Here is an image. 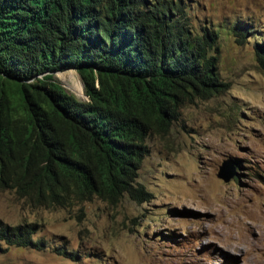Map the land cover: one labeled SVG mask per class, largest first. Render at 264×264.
<instances>
[{
  "label": "trees",
  "instance_id": "16d2710c",
  "mask_svg": "<svg viewBox=\"0 0 264 264\" xmlns=\"http://www.w3.org/2000/svg\"><path fill=\"white\" fill-rule=\"evenodd\" d=\"M249 26L226 29L242 45L254 35ZM219 34L190 23L180 0H0V190L33 207L150 201L137 183L147 139L229 88L218 71ZM254 42L264 72V42ZM68 70L86 100L54 80ZM38 232L37 223L0 221V252L46 248Z\"/></svg>",
  "mask_w": 264,
  "mask_h": 264
},
{
  "label": "rangeland",
  "instance_id": "374dc122",
  "mask_svg": "<svg viewBox=\"0 0 264 264\" xmlns=\"http://www.w3.org/2000/svg\"><path fill=\"white\" fill-rule=\"evenodd\" d=\"M180 1L190 23L219 27L218 71L228 90L186 106L167 134L147 139L137 177L153 196L146 203L125 196L116 205L94 198L33 207L0 190V221L37 223L33 238L47 243L8 246L0 264H264V72L254 42V35L264 42V0ZM238 21L255 30L242 45L226 29ZM53 78L86 100L75 70ZM224 160L235 173L227 183L217 177ZM58 246L78 258L58 254Z\"/></svg>",
  "mask_w": 264,
  "mask_h": 264
},
{
  "label": "water",
  "instance_id": "95a60500",
  "mask_svg": "<svg viewBox=\"0 0 264 264\" xmlns=\"http://www.w3.org/2000/svg\"><path fill=\"white\" fill-rule=\"evenodd\" d=\"M83 96L87 99V96L83 94ZM230 162L228 160H224L222 164L219 166L217 177L223 180L225 183L229 182L235 175L234 171L229 168Z\"/></svg>",
  "mask_w": 264,
  "mask_h": 264
},
{
  "label": "bare ground",
  "instance_id": "6f19581e",
  "mask_svg": "<svg viewBox=\"0 0 264 264\" xmlns=\"http://www.w3.org/2000/svg\"><path fill=\"white\" fill-rule=\"evenodd\" d=\"M63 74V73H62ZM62 74H60L59 76H62ZM64 80V79H63ZM74 85V84H73ZM81 88V89H80ZM79 89H80V91H79V93H80V96H81V94H83V90H82V86L80 87Z\"/></svg>",
  "mask_w": 264,
  "mask_h": 264
}]
</instances>
